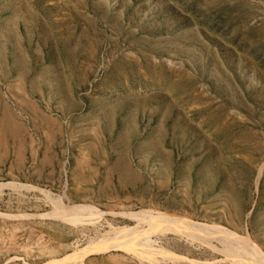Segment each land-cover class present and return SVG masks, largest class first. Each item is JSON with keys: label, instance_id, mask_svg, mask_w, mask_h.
<instances>
[{"label": "rangeland", "instance_id": "rangeland-1", "mask_svg": "<svg viewBox=\"0 0 264 264\" xmlns=\"http://www.w3.org/2000/svg\"><path fill=\"white\" fill-rule=\"evenodd\" d=\"M186 221L264 258V0H0V264H259Z\"/></svg>", "mask_w": 264, "mask_h": 264}, {"label": "bare ground", "instance_id": "bare-ground-1", "mask_svg": "<svg viewBox=\"0 0 264 264\" xmlns=\"http://www.w3.org/2000/svg\"><path fill=\"white\" fill-rule=\"evenodd\" d=\"M56 205H57V211L58 212H78V213H86V212H93L91 208H89L88 206H63L61 205L59 202L55 201ZM150 216L147 217L145 219V221L147 222H151L150 218H165V217H170L172 219L175 220H179V221H183L185 223L184 218H178V217H174L172 215L167 214L166 212H161V211H157L155 212L156 216H153L150 210L147 211ZM188 223L186 224H190V225H194L197 226L198 228L205 230V231H211V232H220L221 234L224 235V237H226L228 240L231 241V244L236 246L239 250H241L242 252H244L245 254H247L248 256H251L253 258V260L258 261L259 264H264V258L262 257V255L257 252L251 245H249L247 242L237 238L236 236L232 235V233L227 232V231H223L220 230L219 228H215V227H211L205 224H201V223H194V222H189L186 221ZM112 247H117V245H111ZM106 248V247H105ZM101 249V248H100ZM79 251L74 250L72 253H70L68 256L66 257H74L75 255L78 254ZM50 254V253H49ZM48 255V254H47ZM232 263H239V264H245L242 262L241 259L238 258H234Z\"/></svg>", "mask_w": 264, "mask_h": 264}]
</instances>
